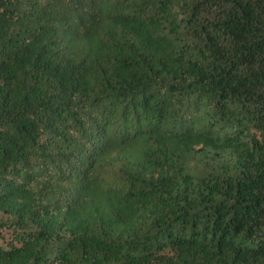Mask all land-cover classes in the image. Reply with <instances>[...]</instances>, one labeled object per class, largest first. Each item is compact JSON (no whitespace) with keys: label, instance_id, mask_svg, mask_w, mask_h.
<instances>
[{"label":"trees","instance_id":"16d2710c","mask_svg":"<svg viewBox=\"0 0 264 264\" xmlns=\"http://www.w3.org/2000/svg\"><path fill=\"white\" fill-rule=\"evenodd\" d=\"M0 264H264V0H0Z\"/></svg>","mask_w":264,"mask_h":264}]
</instances>
